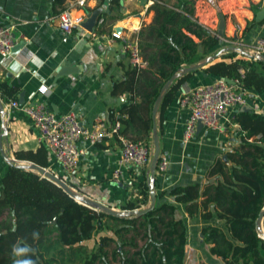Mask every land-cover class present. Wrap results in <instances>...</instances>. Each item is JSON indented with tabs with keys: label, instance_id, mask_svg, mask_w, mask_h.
<instances>
[{
	"label": "trees",
	"instance_id": "1",
	"mask_svg": "<svg viewBox=\"0 0 264 264\" xmlns=\"http://www.w3.org/2000/svg\"><path fill=\"white\" fill-rule=\"evenodd\" d=\"M189 5L190 0H179L177 4L153 0L149 5L153 17L137 31L145 64L123 63V78L112 84L113 93L130 94L119 115L109 111L112 123L120 121L121 134L150 142L151 109L163 83L179 68L213 53L219 45V38L198 21ZM236 55L230 50L177 77L160 103V117L180 84L198 69L237 79L246 89L264 91V61ZM0 98L3 102L19 99L18 87L0 80ZM144 110L146 114L142 113ZM231 120L239 123L244 132L238 144L226 150L225 159L218 156L211 163L209 173L215 181L203 188L199 182L174 185L168 192L184 203L191 216L201 213L210 218L214 212L225 220L227 232L216 225L202 228L210 252L223 263L264 264V238L255 227L264 207V113L239 109ZM15 156L45 166L47 149L42 144L35 151L18 150ZM141 171L142 178H138L131 168L133 192L122 204L124 208L149 203L146 168ZM162 193L164 190L158 194ZM210 203L214 205L213 212L206 210ZM175 213L173 202L155 200L153 207L140 215L109 214L75 200L33 170L8 164L0 177V264H13L15 244H27L35 264H183L187 226ZM33 231L39 232L38 240L32 239Z\"/></svg>",
	"mask_w": 264,
	"mask_h": 264
},
{
	"label": "crops",
	"instance_id": "2",
	"mask_svg": "<svg viewBox=\"0 0 264 264\" xmlns=\"http://www.w3.org/2000/svg\"><path fill=\"white\" fill-rule=\"evenodd\" d=\"M73 1L0 0V23L12 25L16 43L23 40L21 46L13 45L8 55H0V80L17 86L18 98L22 97L23 102L42 101L56 114L74 111L85 126H91L97 118L111 124L109 111L113 110L115 116L119 115L121 105L130 98L128 92H112L113 81L123 78L122 64L131 61L129 54L123 50V37H137L141 24L151 21L153 11L148 7L153 0H122V4L119 0H87L89 11L104 5L100 14L104 16V23L97 27L101 28L99 31L95 28L93 34L81 33L77 28L67 33L58 26L60 12L64 8H70ZM164 1L177 4L179 0ZM190 2L198 21L212 32L217 30L219 13L224 18L225 36H233L239 26L237 33L243 48L247 49L264 35V15L259 18L256 16V12L264 8V0ZM71 11L77 14L82 9L75 6ZM117 26H122V38L111 35V31L116 30ZM219 40V45L213 52L227 46L226 41L222 38ZM62 65L69 68V71L57 74ZM216 77L218 76L202 69L194 71L180 84L162 116L160 117L158 109L154 117L161 153L166 154L169 160L166 170L156 175L155 200L157 203L173 202L176 205V216L182 217L186 222L187 243L183 264H224L220 257L210 252L209 244L204 241L202 228L216 225L226 232L227 228L225 220L213 212V203L206 209L213 212L210 218L202 217L201 213L191 216L184 203L176 201L168 189L174 185L194 182H199L203 188L208 182H214L215 176L209 173L211 163L218 156L225 159L226 150L233 144H238L240 135L244 132L239 123L231 120L233 114L243 106L247 110L264 113V91L247 89L245 104L230 105L226 109L221 118V122L225 123L223 131L202 125L196 127L190 139L184 140L183 128L188 110L180 106V96L192 87L210 82ZM118 97L124 99L118 100ZM146 112L142 111L144 114ZM7 129L3 146L12 157L31 160L16 157V151H35L42 144L45 146L31 120L18 110H8ZM78 144L83 151L75 168L66 171L48 155L45 166L69 180L81 192L114 208H124L122 204L133 192L131 168L138 178H142V168L121 162L119 140L113 135L95 144L85 143L82 139ZM7 165L8 162L0 152V177ZM115 168L120 169L119 180L112 176ZM162 190L164 193L159 195ZM203 196L200 195L199 198Z\"/></svg>",
	"mask_w": 264,
	"mask_h": 264
},
{
	"label": "built area",
	"instance_id": "3",
	"mask_svg": "<svg viewBox=\"0 0 264 264\" xmlns=\"http://www.w3.org/2000/svg\"><path fill=\"white\" fill-rule=\"evenodd\" d=\"M87 0H74L70 8H64L58 16V26L64 32H71L77 28L81 33L87 32L93 34L82 25L84 17L89 12ZM80 7L81 13L72 12V7ZM104 23V16L99 15L96 20L95 28ZM12 25L0 23V55H8L16 39L12 33ZM237 26L233 36H223L222 40L227 42V46H240L242 42L238 38ZM112 30L111 35L116 38H122L123 33ZM215 32V31H213ZM255 53H264V35L247 48ZM123 50L126 51L133 64L142 66L145 61L140 55L138 37H123ZM229 82L223 76H218L210 82L198 84L184 92L179 98V104L188 110V116L184 121L183 139L188 140L193 136L197 122L207 128L223 131L225 123L221 122L222 116L230 105L245 104L247 101V89L244 88L237 79ZM4 108L8 110H18L29 118L33 126L38 130L41 140L44 142L47 155L58 162L61 167L70 171L77 165L83 148L79 146L78 141L83 140L89 144L100 142L105 137L116 134L120 144V160L124 164H130L137 168L148 166L152 152V143L145 138H132L128 135L118 132L120 121L106 124L100 118H97L91 126H85L81 123L78 114L74 111H68L60 114L49 110L44 102H23L19 99H10L3 102ZM230 144V142H229ZM169 160L166 154L160 153L157 171L163 172L168 167ZM61 176V175H60ZM115 180L120 179V169L115 168L112 174ZM64 178L63 176H61ZM66 180V178H64Z\"/></svg>",
	"mask_w": 264,
	"mask_h": 264
},
{
	"label": "water",
	"instance_id": "4",
	"mask_svg": "<svg viewBox=\"0 0 264 264\" xmlns=\"http://www.w3.org/2000/svg\"><path fill=\"white\" fill-rule=\"evenodd\" d=\"M119 3L122 4V0H119ZM104 5L98 6L91 11H89L86 16L84 17V20L82 22V25L87 28L90 31L95 30V24L96 20L101 14L102 8ZM264 15V8L258 10L256 12V16L262 17ZM117 31L122 30V26H117ZM213 35H215L217 38H222L224 36V18L222 13H219V22L217 26V30L215 32H212ZM13 35L14 32H13ZM23 44V40L20 42L15 43V47H19ZM235 51L237 54L240 56L244 57H251L254 59H262L264 61V53H255L252 50H248L246 48L240 47V46H225L221 48L219 51L213 52L200 60L193 62L188 65H184L181 68H179L177 71L171 74V76L163 83L161 86L158 95L156 96L153 106L151 109V115H152V152L150 155V160L148 162V166L146 168V173H147V183L149 187V203L144 206V207H138V208H122V209H117L114 208L108 204H106L103 201L97 200L89 195H87L84 192H81L80 190L76 189L74 186L69 184L64 178H62L60 175L57 173L53 172L49 168H47L44 165H41L39 163H36L35 161L32 160H20L15 157H12L7 149L3 146V138L7 136V121H8V116H7V111L4 108V104L2 99L0 98V152L4 159L8 162V164H13L15 166L28 169V170H33L42 176L47 177L48 179L52 180L55 182L57 185H59L66 193H68L71 197H73L75 200L93 208V209H98L101 211H104L109 214L117 215V216H131V215H140L145 213L147 210L151 209L155 203V197L156 193L154 190V178L156 175V168H157V163L158 159L161 153V147H160V141H159V135L157 131V125L156 121L154 119L155 114L157 110L160 107V103L163 99L164 94L170 87L171 83L179 76L195 70L201 66H204L208 62H211L213 60H216L222 52L225 51ZM69 68L66 66L62 65L58 71L57 74H61L64 72H68ZM68 70V71H67ZM225 79L229 82H234L232 78L225 77ZM119 99H124L123 97H118ZM19 100H22V97L19 98ZM244 110H247L246 106H243ZM202 122L198 121L197 122V127H201ZM264 213V207L259 211V214L255 220V227L258 232V234L264 238V228L262 226V215ZM55 221V218L53 219ZM225 264V263H224Z\"/></svg>",
	"mask_w": 264,
	"mask_h": 264
},
{
	"label": "clouds",
	"instance_id": "5",
	"mask_svg": "<svg viewBox=\"0 0 264 264\" xmlns=\"http://www.w3.org/2000/svg\"><path fill=\"white\" fill-rule=\"evenodd\" d=\"M32 239L33 240L39 239L38 231L32 232ZM30 253H31V249L27 244H25L24 246H20L19 244L13 245L12 247V255L14 257L13 264H35V261L31 259Z\"/></svg>",
	"mask_w": 264,
	"mask_h": 264
},
{
	"label": "rangeland",
	"instance_id": "6",
	"mask_svg": "<svg viewBox=\"0 0 264 264\" xmlns=\"http://www.w3.org/2000/svg\"><path fill=\"white\" fill-rule=\"evenodd\" d=\"M226 52H228V51H226ZM226 52H225V53H226ZM150 142L152 143V139L150 140ZM88 243H91V240H89Z\"/></svg>",
	"mask_w": 264,
	"mask_h": 264
}]
</instances>
